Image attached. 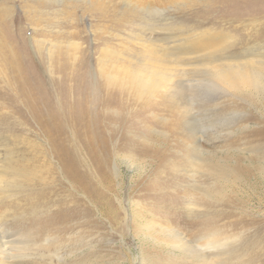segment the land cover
I'll return each instance as SVG.
<instances>
[{
    "label": "rangeland",
    "instance_id": "1",
    "mask_svg": "<svg viewBox=\"0 0 264 264\" xmlns=\"http://www.w3.org/2000/svg\"><path fill=\"white\" fill-rule=\"evenodd\" d=\"M261 46L264 0H0V264H264V82L198 66Z\"/></svg>",
    "mask_w": 264,
    "mask_h": 264
},
{
    "label": "bare ground",
    "instance_id": "2",
    "mask_svg": "<svg viewBox=\"0 0 264 264\" xmlns=\"http://www.w3.org/2000/svg\"><path fill=\"white\" fill-rule=\"evenodd\" d=\"M65 1L70 2V0H54L55 3L59 4H62ZM78 1L79 0H72V2L76 3ZM151 32L155 33L156 31L152 30ZM191 37H193V42L189 47L185 48V50L189 53H184L183 51H181V54H187L190 56L199 53L215 51L216 45L211 40V33L209 31L196 33ZM138 41L141 42L142 47H145V67L147 68H142V70L139 69L138 71H136V77L134 80L138 83L137 85L140 88L147 90V92L156 91L161 88L165 89L167 81L165 75L166 73L164 74L163 70L165 69L164 67L168 66L171 63H174L172 61V57H174V54L170 53L169 51L159 52L156 44V42L158 43V41L153 42L152 40L144 39L142 37H139ZM223 45L224 43L219 48V50L226 49V47ZM261 47L263 48L256 52H253L249 57L243 59H229L223 57L210 58L204 60L205 64L198 66H201L205 70H208L209 77L211 78V85L217 87L238 90L245 87L261 86L264 82V46ZM168 58H171V62L167 61ZM222 59H228L230 61L233 60V62H223L217 65L212 62L213 60L222 61ZM208 63H210V65ZM117 68L120 69L118 66ZM18 172H21L23 174V170H19L13 165H4L3 167L1 166L0 186L4 185L9 187L15 181V179H17L16 177L19 176Z\"/></svg>",
    "mask_w": 264,
    "mask_h": 264
}]
</instances>
